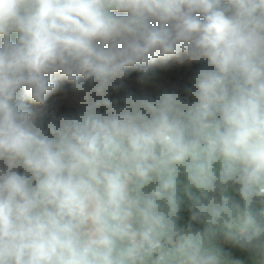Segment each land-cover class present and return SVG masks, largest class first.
<instances>
[{"label":"clouds","instance_id":"obj_1","mask_svg":"<svg viewBox=\"0 0 264 264\" xmlns=\"http://www.w3.org/2000/svg\"><path fill=\"white\" fill-rule=\"evenodd\" d=\"M225 245L264 264V0H0V264H243Z\"/></svg>","mask_w":264,"mask_h":264},{"label":"trees","instance_id":"obj_2","mask_svg":"<svg viewBox=\"0 0 264 264\" xmlns=\"http://www.w3.org/2000/svg\"><path fill=\"white\" fill-rule=\"evenodd\" d=\"M196 65H192L191 68H189L186 65H179L178 62L173 58L171 61L168 62L167 65H157L156 70L160 72L162 76V82H164L167 85L171 84H178L183 85L186 83L189 79V77L192 74V71L196 68ZM137 75V73H132L131 77H129V83L131 84V87L133 90H138V86L134 83V77ZM22 99L19 101L23 104L24 96L22 94ZM24 105V104H23ZM25 107V106H24ZM226 251H229L234 259H240L243 261V264H251L250 260V253L239 250L235 247H232L230 245L226 246Z\"/></svg>","mask_w":264,"mask_h":264},{"label":"rangeland","instance_id":"obj_3","mask_svg":"<svg viewBox=\"0 0 264 264\" xmlns=\"http://www.w3.org/2000/svg\"><path fill=\"white\" fill-rule=\"evenodd\" d=\"M53 79L56 81L58 88L57 91L53 92L47 100V103H53L57 102L59 104V113L64 114V113H74L76 111V105L75 103L71 100V84L69 81L59 77V76H54ZM65 92H67V97H65ZM23 104L25 108L36 111L43 107L42 105H39L35 102H33L30 98L27 96H24L23 99ZM22 173V169L18 170ZM188 213L187 211H183L181 213L182 220L181 223L185 222L188 219ZM226 246L224 248L226 249Z\"/></svg>","mask_w":264,"mask_h":264},{"label":"built area","instance_id":"obj_4","mask_svg":"<svg viewBox=\"0 0 264 264\" xmlns=\"http://www.w3.org/2000/svg\"><path fill=\"white\" fill-rule=\"evenodd\" d=\"M186 221H187V220H186ZM186 221H185V222H186ZM185 222H183V223H185Z\"/></svg>","mask_w":264,"mask_h":264}]
</instances>
